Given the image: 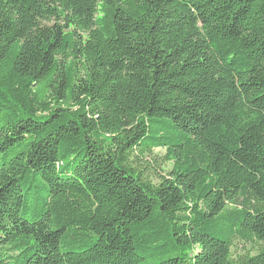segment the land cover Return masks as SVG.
<instances>
[{
  "label": "trees",
  "instance_id": "trees-1",
  "mask_svg": "<svg viewBox=\"0 0 264 264\" xmlns=\"http://www.w3.org/2000/svg\"><path fill=\"white\" fill-rule=\"evenodd\" d=\"M0 264H264V0H0Z\"/></svg>",
  "mask_w": 264,
  "mask_h": 264
},
{
  "label": "rangeland",
  "instance_id": "rangeland-1",
  "mask_svg": "<svg viewBox=\"0 0 264 264\" xmlns=\"http://www.w3.org/2000/svg\"><path fill=\"white\" fill-rule=\"evenodd\" d=\"M155 153L159 154L160 156L162 155V151L159 150V149H156ZM160 156L157 157V161H158L159 164H154V167H152V169H150L151 172H153L155 170H157L158 172L161 171L160 167H161L162 159H161Z\"/></svg>",
  "mask_w": 264,
  "mask_h": 264
}]
</instances>
